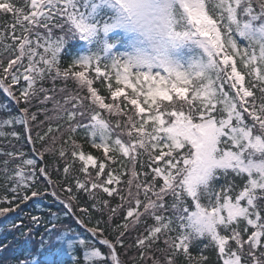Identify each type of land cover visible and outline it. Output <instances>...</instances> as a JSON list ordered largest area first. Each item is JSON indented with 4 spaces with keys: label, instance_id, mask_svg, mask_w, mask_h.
<instances>
[{
    "label": "snow or ice",
    "instance_id": "obj_1",
    "mask_svg": "<svg viewBox=\"0 0 264 264\" xmlns=\"http://www.w3.org/2000/svg\"><path fill=\"white\" fill-rule=\"evenodd\" d=\"M173 4L185 63L107 45L62 67L66 39L112 31V0H0V90L21 113L0 118V217L37 205L21 236L43 227V264H208L197 241L264 264V0Z\"/></svg>",
    "mask_w": 264,
    "mask_h": 264
},
{
    "label": "trees",
    "instance_id": "obj_2",
    "mask_svg": "<svg viewBox=\"0 0 264 264\" xmlns=\"http://www.w3.org/2000/svg\"><path fill=\"white\" fill-rule=\"evenodd\" d=\"M77 7L81 12L87 14L90 11V7L86 6V0H76ZM111 13H109L110 15ZM4 20L0 19V24H3ZM241 47L245 46L244 41H239ZM107 45L111 47L107 49V54L110 56H122L125 54L127 42L121 33L117 31H111L106 35H101L94 43L89 44L84 40L79 39L76 36L66 39L64 47L61 50L60 58L62 60V67H67L70 62L80 59L85 55H89V49H93L94 51L103 52ZM194 55V51H190L188 47H186L182 52V58H189ZM94 75V72L92 73ZM114 84V81H113ZM46 87H51V83H46ZM63 86L62 82H57V87ZM68 88H74V85L71 81L68 82ZM97 87H100V91L103 95L108 96L105 87L99 86L97 82ZM122 87V86H121ZM126 93L130 92L131 89H126ZM122 99V98H121ZM51 107V105H49ZM33 111L36 109L33 108ZM19 107L15 105L13 101H11L2 90H0V118L6 117L8 115L18 116L20 115ZM43 119V116L40 117ZM15 129L18 132L22 131V126H15ZM5 132L12 131L11 127H6L3 129ZM9 138L0 137V150L4 148H10L8 144ZM83 144V148L85 153H92L95 156L102 155L101 152L96 149H92L87 143H84L83 140L80 141ZM12 143H16L15 140ZM22 150L26 154H31V146L23 142ZM40 209H53L55 210L56 205L49 203L48 201H41ZM32 214H39L37 211V205L33 203V201H29L26 204H22L16 212L8 213L5 216L0 217V264H21V262H29L32 263L34 257H37L35 260V264H43L45 261V256L41 253L43 250L41 249L39 252L37 251V241L39 240L41 233H43V227H40L37 231L35 228L33 229L32 234L29 236H21V231L27 233L28 228L31 227L30 216ZM72 226L77 228L81 233L84 232L83 229H79L78 225H75L74 221L71 222ZM17 225V227L13 228L11 225ZM87 235V234H86ZM83 238V237H82ZM96 246L103 252L104 246L99 245L98 241H94ZM207 243V241H197L196 244L191 249L192 257H198L201 253L209 257L208 264H216V253L211 249L205 250L203 245ZM119 247V246H118ZM124 257L122 256V259ZM70 261V257L68 258ZM183 264V261H181ZM195 264V262H194Z\"/></svg>",
    "mask_w": 264,
    "mask_h": 264
},
{
    "label": "clouds",
    "instance_id": "obj_3",
    "mask_svg": "<svg viewBox=\"0 0 264 264\" xmlns=\"http://www.w3.org/2000/svg\"><path fill=\"white\" fill-rule=\"evenodd\" d=\"M114 27L127 41L126 59L144 58L185 63L187 47L174 34L173 0H112Z\"/></svg>",
    "mask_w": 264,
    "mask_h": 264
},
{
    "label": "rangeland",
    "instance_id": "obj_4",
    "mask_svg": "<svg viewBox=\"0 0 264 264\" xmlns=\"http://www.w3.org/2000/svg\"><path fill=\"white\" fill-rule=\"evenodd\" d=\"M111 32V31H110ZM125 39V38H124ZM126 41V39H125ZM127 42V41H126ZM35 260H37V257H34L31 264H35Z\"/></svg>",
    "mask_w": 264,
    "mask_h": 264
}]
</instances>
